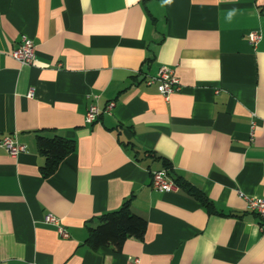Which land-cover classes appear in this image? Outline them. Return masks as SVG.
Masks as SVG:
<instances>
[{"label":"crops","instance_id":"1","mask_svg":"<svg viewBox=\"0 0 264 264\" xmlns=\"http://www.w3.org/2000/svg\"><path fill=\"white\" fill-rule=\"evenodd\" d=\"M22 37L25 65L11 55ZM167 68L180 89L165 100L146 79ZM8 135L26 150L0 146V264H264L241 195L264 198V0H0ZM56 136L73 150L43 177L38 138ZM162 169L175 191L151 186ZM123 206L146 219L143 238L92 248L89 229Z\"/></svg>","mask_w":264,"mask_h":264},{"label":"built area","instance_id":"2","mask_svg":"<svg viewBox=\"0 0 264 264\" xmlns=\"http://www.w3.org/2000/svg\"><path fill=\"white\" fill-rule=\"evenodd\" d=\"M260 38L259 33L252 32L248 35V39L251 43L255 44ZM11 55L20 64L25 65L33 61L35 57V46L31 39L28 37H22L20 44L14 48ZM158 83V90L165 100H168L170 95L180 89V81L178 77L173 73L171 69H161L157 75L148 76L146 79L147 84ZM31 95V92L30 94ZM96 96L89 103L85 112V121L87 123H93L98 120L100 116V110L96 104ZM114 106V102L111 101L107 105V109H111ZM253 130L250 135L253 137ZM0 146L4 147L10 157L15 158L18 153L25 151L26 146L19 143L14 137L4 136L0 140ZM151 186L161 191H175L177 184L171 179L166 170H157L151 173ZM247 203V208L259 216L262 225H264V198L243 195L241 194ZM44 221L49 224H54L57 227L58 233L62 237H68L67 230L58 224V219L54 215L48 213L44 216Z\"/></svg>","mask_w":264,"mask_h":264},{"label":"trees","instance_id":"3","mask_svg":"<svg viewBox=\"0 0 264 264\" xmlns=\"http://www.w3.org/2000/svg\"><path fill=\"white\" fill-rule=\"evenodd\" d=\"M73 142L64 137L38 138V149L45 157L40 173L43 177L52 175L62 159L73 150ZM168 176L178 185L175 178ZM194 196L203 204H207L205 196L193 189ZM147 221L134 214L128 207L103 213L99 216V223L89 229L87 241L92 248L111 246L120 250L128 238L142 239L146 230Z\"/></svg>","mask_w":264,"mask_h":264},{"label":"clouds","instance_id":"4","mask_svg":"<svg viewBox=\"0 0 264 264\" xmlns=\"http://www.w3.org/2000/svg\"><path fill=\"white\" fill-rule=\"evenodd\" d=\"M169 2H170V0H169Z\"/></svg>","mask_w":264,"mask_h":264}]
</instances>
